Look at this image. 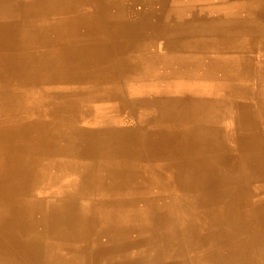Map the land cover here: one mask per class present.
<instances>
[{
    "label": "bare ground",
    "instance_id": "1",
    "mask_svg": "<svg viewBox=\"0 0 264 264\" xmlns=\"http://www.w3.org/2000/svg\"><path fill=\"white\" fill-rule=\"evenodd\" d=\"M0 264H264V0H0Z\"/></svg>",
    "mask_w": 264,
    "mask_h": 264
},
{
    "label": "rangeland",
    "instance_id": "2",
    "mask_svg": "<svg viewBox=\"0 0 264 264\" xmlns=\"http://www.w3.org/2000/svg\"><path fill=\"white\" fill-rule=\"evenodd\" d=\"M141 144H142V145H144V141H143V142H141Z\"/></svg>",
    "mask_w": 264,
    "mask_h": 264
}]
</instances>
